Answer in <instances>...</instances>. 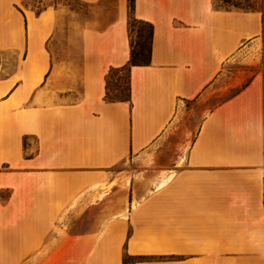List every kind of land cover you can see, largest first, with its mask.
I'll return each mask as SVG.
<instances>
[{
  "label": "crops",
  "instance_id": "1",
  "mask_svg": "<svg viewBox=\"0 0 264 264\" xmlns=\"http://www.w3.org/2000/svg\"><path fill=\"white\" fill-rule=\"evenodd\" d=\"M130 14L150 59L110 99ZM244 46L260 63L264 0H0V264H264V69L167 145Z\"/></svg>",
  "mask_w": 264,
  "mask_h": 264
},
{
  "label": "rangeland",
  "instance_id": "2",
  "mask_svg": "<svg viewBox=\"0 0 264 264\" xmlns=\"http://www.w3.org/2000/svg\"><path fill=\"white\" fill-rule=\"evenodd\" d=\"M54 0H23V3H35L37 8H40L45 2ZM234 2H243L245 0H231ZM221 0H215V3H220ZM130 37L134 45V49L139 52V42L143 41V52L147 54L148 46V26L142 21L130 18ZM255 56L249 50L247 46H244V50L232 57L226 63V69H224V81H217L211 87H209L199 97L186 102L184 110L181 112V118L176 124H172L168 131L167 140L168 148H173V145L177 142H187L193 136V127L199 116L212 107L213 104L227 98L247 81L250 75L261 66L264 69V55H260V63L254 61ZM128 93L127 85V69L122 67L121 69H112L108 74L107 90L111 98H117L120 96H126ZM88 216L84 215L83 219H74L71 221L72 228H80L86 226L88 223ZM48 255H38V264L44 263ZM57 264V263H48Z\"/></svg>",
  "mask_w": 264,
  "mask_h": 264
},
{
  "label": "trees",
  "instance_id": "3",
  "mask_svg": "<svg viewBox=\"0 0 264 264\" xmlns=\"http://www.w3.org/2000/svg\"><path fill=\"white\" fill-rule=\"evenodd\" d=\"M213 2H214V5L221 7V8L237 7V8H244V9H259L263 13V0H245L244 3L243 2H234L231 0H221L220 3H215V0H213ZM129 5H130V10H133L134 0H129ZM130 18L142 21L145 24H147L149 41H148V46H147V54L144 55L143 41H140L138 43L140 46V50L138 52L134 49V45H133L131 37H130V44H131L130 59H129L128 63L125 66H123L127 70L130 68V66L132 64H143V63H147L149 61L150 50H151V36H152V23H150L149 21L140 20V19L136 18L133 14H130L129 19H128L129 31H130V24H131ZM127 85H128V83H127ZM106 96L110 99H128L129 98V85H128V93L126 94V96H120L117 98H111L108 96V94H106Z\"/></svg>",
  "mask_w": 264,
  "mask_h": 264
}]
</instances>
